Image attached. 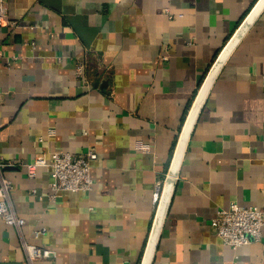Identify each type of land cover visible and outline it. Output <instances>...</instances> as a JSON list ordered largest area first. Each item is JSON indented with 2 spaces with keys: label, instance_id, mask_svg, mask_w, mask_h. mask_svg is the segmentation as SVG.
Here are the masks:
<instances>
[{
  "label": "crops",
  "instance_id": "obj_1",
  "mask_svg": "<svg viewBox=\"0 0 264 264\" xmlns=\"http://www.w3.org/2000/svg\"><path fill=\"white\" fill-rule=\"evenodd\" d=\"M3 1L17 25L0 26V162L14 163L3 169L22 234L56 251L36 264H142L189 115L235 40L186 140L150 264H264V227L233 248L214 223L233 202L264 207V0ZM90 148V191L53 198L50 167L32 177L19 165ZM0 264H29L1 215Z\"/></svg>",
  "mask_w": 264,
  "mask_h": 264
},
{
  "label": "built area",
  "instance_id": "obj_2",
  "mask_svg": "<svg viewBox=\"0 0 264 264\" xmlns=\"http://www.w3.org/2000/svg\"><path fill=\"white\" fill-rule=\"evenodd\" d=\"M16 26L17 21L11 20L7 14V7L0 0V26ZM84 65L79 66V73H83ZM98 157L97 152L90 148L83 153H72L56 150L48 156L39 154L31 162H20L19 165L27 170L29 176H35L38 168L48 166L51 168L52 197L56 198L63 192L90 191L94 185L92 177V163ZM14 163L0 162V215L4 221L17 228L21 236V244L26 252L29 264H36L39 259H51L56 257V251L45 245L31 242L22 234V228L26 219L20 216L12 202V181L4 175V166ZM218 236L224 243L233 248L259 241L262 238L264 227V207L242 206L236 202L228 208L218 211L214 220ZM46 233V228H35L32 236L40 238Z\"/></svg>",
  "mask_w": 264,
  "mask_h": 264
},
{
  "label": "bare ground",
  "instance_id": "obj_3",
  "mask_svg": "<svg viewBox=\"0 0 264 264\" xmlns=\"http://www.w3.org/2000/svg\"><path fill=\"white\" fill-rule=\"evenodd\" d=\"M248 25H249V23H247L246 20H245L243 26L240 27V29L235 33V35H237V33L239 34L240 30L244 26L247 27ZM235 35L233 36V38L235 37ZM236 42H237V40H235L231 44V46L224 52V54H222L221 57H220V55H221V53L223 51L220 53V55L218 57L219 61L217 60L218 64L216 65V68L211 73V75L208 77V79L206 81L204 80L205 83L202 86V88H201V90H200V92L198 94L197 100L195 102V105H194V107H193V109H192V111H191V113L189 115L188 122H187L185 130H184V132L182 134L181 141L179 142L178 148L176 150L175 158H174L172 167H171L170 172H169V176H168L169 178L165 182V185H164V188H163V191H162V195H161V198L159 200L156 222H155L154 229H153L150 241H149V246H148V249H147V252L145 254L144 261H143L142 264H150L151 263L152 255H153L154 249L156 247V243H157L156 241H157L158 233L160 231V227H161V224H162V221H163V218H164V215H165V212H166V209H167V206H168V203L170 201V197H171V194H172V191H173V179L175 178V176H176V174L178 172V168H179V164H180V161H181V158H182V154H183V151H184L185 143H186V140L188 139V136H189L190 131L192 129L193 123L195 122V119H196L197 114H198V112H199V110L201 108V105L203 104V101H205L204 99H205V97L207 95V92H208V90H209V88H210V86L212 84V81H213V78H214V74L217 71L218 66L221 63H222V65L224 64L226 58L228 57L230 51L233 49V47L236 44ZM227 45H226V47H227ZM226 47L224 48V50L226 49Z\"/></svg>",
  "mask_w": 264,
  "mask_h": 264
},
{
  "label": "water",
  "instance_id": "obj_4",
  "mask_svg": "<svg viewBox=\"0 0 264 264\" xmlns=\"http://www.w3.org/2000/svg\"><path fill=\"white\" fill-rule=\"evenodd\" d=\"M248 27H249V25L246 27V29H247ZM246 29H245V31H246ZM245 31H244V32H245ZM242 34H243V33H242ZM242 34H241V35H238V36H240V38H241ZM234 35H235V34H234ZM232 38H233V37H232ZM232 38H231V39H232ZM239 40H240V39H239ZM223 50H224V49H223ZM223 50H222V51H223ZM218 57H219V56H218ZM217 60H218V58L216 59V61H215L214 65L212 66V68L215 66ZM222 66H223V65H222ZM222 66H221V67H222ZM212 68L210 69V71L212 70ZM220 69H221V68H220ZM210 71H209V73H210ZM209 73H208V74H209ZM207 76H208V75H207ZM207 76H206V77H207ZM177 146H178V145H177ZM176 149H177V148H176ZM175 154H176V152H175ZM174 158H175V156H174ZM173 161H174V160H173ZM142 263H143V262H142Z\"/></svg>",
  "mask_w": 264,
  "mask_h": 264
},
{
  "label": "rangeland",
  "instance_id": "obj_5",
  "mask_svg": "<svg viewBox=\"0 0 264 264\" xmlns=\"http://www.w3.org/2000/svg\"><path fill=\"white\" fill-rule=\"evenodd\" d=\"M245 29H246V27H245ZM243 30H244V28L242 29V31H243ZM242 31H241V32H242Z\"/></svg>",
  "mask_w": 264,
  "mask_h": 264
}]
</instances>
